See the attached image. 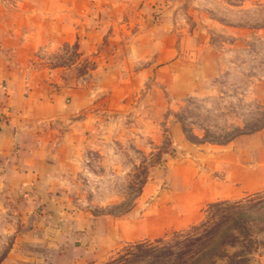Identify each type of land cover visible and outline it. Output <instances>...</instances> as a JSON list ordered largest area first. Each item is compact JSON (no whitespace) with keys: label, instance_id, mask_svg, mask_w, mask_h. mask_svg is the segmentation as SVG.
I'll list each match as a JSON object with an SVG mask.
<instances>
[{"label":"crops","instance_id":"0c3cea01","mask_svg":"<svg viewBox=\"0 0 264 264\" xmlns=\"http://www.w3.org/2000/svg\"><path fill=\"white\" fill-rule=\"evenodd\" d=\"M178 1L0 0V235L13 237L0 264H96L115 241L114 220L78 207L76 179L90 163L86 152L123 162L121 147L130 140L106 136L117 126L103 116L131 115L137 96L147 99L153 51L161 52L155 60L162 66L173 50L153 37L170 33ZM157 3L163 25L152 23ZM139 110L150 113L144 103ZM256 152L255 167L248 158L238 166L226 149L224 181L216 191L186 186L173 218L187 225L196 208L218 196L262 190L264 148ZM129 169L122 163L119 172Z\"/></svg>","mask_w":264,"mask_h":264},{"label":"rangeland","instance_id":"374dc122","mask_svg":"<svg viewBox=\"0 0 264 264\" xmlns=\"http://www.w3.org/2000/svg\"><path fill=\"white\" fill-rule=\"evenodd\" d=\"M177 3L170 33L153 37L173 50L162 66L155 60L161 52L153 51L147 99L139 94L131 115L103 116L117 126L106 136L130 140L121 147L123 162L86 152L90 163L85 175L78 173L81 194L73 197L79 208L115 222V241L106 243L96 264H133L137 257L154 258L151 264H264V188L218 196L196 208L187 225L171 214L186 186L216 191L226 149L238 166L248 158L255 167L250 157L264 148V0ZM158 10L157 3L152 23L163 25ZM122 163L130 166L126 173L119 172ZM239 172L233 169L234 190L241 188ZM12 238L0 235V263Z\"/></svg>","mask_w":264,"mask_h":264},{"label":"trees","instance_id":"16d2710c","mask_svg":"<svg viewBox=\"0 0 264 264\" xmlns=\"http://www.w3.org/2000/svg\"><path fill=\"white\" fill-rule=\"evenodd\" d=\"M138 258H141V257H137V259H135V261H134L135 264H137V263H138V264H151V263H153L154 260H155L154 258H152V260H150V261L148 260L147 262H145V260H144V262H141V261H138ZM134 263H133V264H134Z\"/></svg>","mask_w":264,"mask_h":264},{"label":"built area","instance_id":"2783aa9c","mask_svg":"<svg viewBox=\"0 0 264 264\" xmlns=\"http://www.w3.org/2000/svg\"><path fill=\"white\" fill-rule=\"evenodd\" d=\"M5 89V88H4ZM6 90V89H5Z\"/></svg>","mask_w":264,"mask_h":264}]
</instances>
